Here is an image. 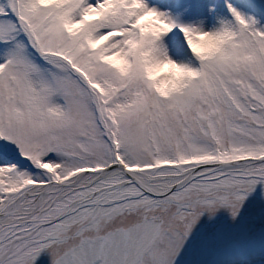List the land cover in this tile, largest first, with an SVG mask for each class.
I'll return each instance as SVG.
<instances>
[{"label": "snow or ice", "instance_id": "1", "mask_svg": "<svg viewBox=\"0 0 264 264\" xmlns=\"http://www.w3.org/2000/svg\"><path fill=\"white\" fill-rule=\"evenodd\" d=\"M0 264H264V0H0Z\"/></svg>", "mask_w": 264, "mask_h": 264}, {"label": "rangeland", "instance_id": "2", "mask_svg": "<svg viewBox=\"0 0 264 264\" xmlns=\"http://www.w3.org/2000/svg\"><path fill=\"white\" fill-rule=\"evenodd\" d=\"M245 211H247V209H245Z\"/></svg>", "mask_w": 264, "mask_h": 264}]
</instances>
